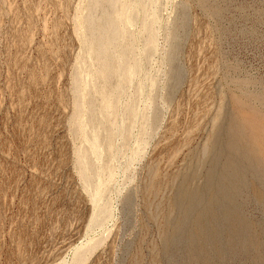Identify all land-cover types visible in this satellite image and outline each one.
Instances as JSON below:
<instances>
[{"label": "rangeland", "instance_id": "rangeland-1", "mask_svg": "<svg viewBox=\"0 0 264 264\" xmlns=\"http://www.w3.org/2000/svg\"><path fill=\"white\" fill-rule=\"evenodd\" d=\"M0 264H264V0H0Z\"/></svg>", "mask_w": 264, "mask_h": 264}, {"label": "bare ground", "instance_id": "bare-ground-1", "mask_svg": "<svg viewBox=\"0 0 264 264\" xmlns=\"http://www.w3.org/2000/svg\"><path fill=\"white\" fill-rule=\"evenodd\" d=\"M98 1V0H97ZM101 6V5H100ZM102 10V9H101ZM128 18V16H127ZM127 22V21H126ZM114 23V22H113ZM110 19H104L103 22H101L98 25V31L100 34L99 40L94 45V55L101 58V74L106 78L109 79L111 76L113 77L114 69L111 63L110 56L108 54L109 48L112 45L113 39L116 37L118 33V27L116 28V25H114ZM97 25V24H96ZM96 30V28H95ZM93 41V40H92ZM127 54V53H126ZM123 60V59H122ZM121 66V64H120ZM118 72V71H117ZM120 73V72H119ZM119 75V74H117ZM102 76V77H103ZM107 105V104H106ZM242 125V124H241ZM97 137V136H96ZM258 140V139H257ZM105 146V145H104ZM95 148V147H94ZM95 151L93 150V153ZM95 154V153H94Z\"/></svg>", "mask_w": 264, "mask_h": 264}]
</instances>
